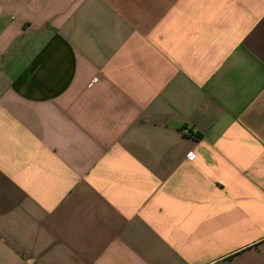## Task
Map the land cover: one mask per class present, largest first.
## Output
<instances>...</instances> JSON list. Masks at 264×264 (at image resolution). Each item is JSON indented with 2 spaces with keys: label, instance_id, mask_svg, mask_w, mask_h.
Segmentation results:
<instances>
[{
  "label": "crops",
  "instance_id": "0c3cea01",
  "mask_svg": "<svg viewBox=\"0 0 264 264\" xmlns=\"http://www.w3.org/2000/svg\"><path fill=\"white\" fill-rule=\"evenodd\" d=\"M0 264H264V0H0Z\"/></svg>",
  "mask_w": 264,
  "mask_h": 264
},
{
  "label": "built area",
  "instance_id": "2783aa9c",
  "mask_svg": "<svg viewBox=\"0 0 264 264\" xmlns=\"http://www.w3.org/2000/svg\"><path fill=\"white\" fill-rule=\"evenodd\" d=\"M97 81V79H95V82Z\"/></svg>",
  "mask_w": 264,
  "mask_h": 264
}]
</instances>
